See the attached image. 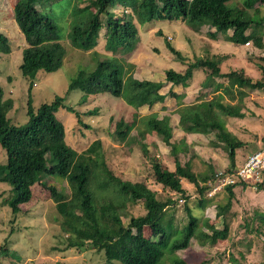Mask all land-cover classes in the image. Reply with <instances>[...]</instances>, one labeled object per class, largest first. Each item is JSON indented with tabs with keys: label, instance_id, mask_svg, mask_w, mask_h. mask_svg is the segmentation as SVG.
<instances>
[{
	"label": "trees",
	"instance_id": "trees-1",
	"mask_svg": "<svg viewBox=\"0 0 264 264\" xmlns=\"http://www.w3.org/2000/svg\"><path fill=\"white\" fill-rule=\"evenodd\" d=\"M231 1L238 4L227 5ZM84 2H87L88 7L77 6ZM52 4V0H14L12 15L19 30L27 41L33 39L41 46L39 51L22 53L19 70L23 77L31 81L39 71H58L66 55L60 44V31L52 18ZM116 5L130 9L140 25L154 20L182 21L196 33L207 26L214 30L206 32L212 41L221 36L224 42L242 47L251 43L262 51L256 57L260 73L257 80H253L243 69L222 73L220 66L227 56L211 54L208 49L204 50L203 55L196 56L193 62L186 63L184 70L176 72L169 69L164 73L165 82L171 88L180 86L183 89L191 87L196 70L203 73L200 91L204 97L201 95L191 104L181 103L176 108L175 114L180 119L178 128L184 134L213 135L226 153L227 172L235 173L238 169L237 150L245 145L227 128L222 118H245L244 99L252 91H264V15L260 16L264 0H76L72 9L78 14L72 20L67 36L71 47L91 51L97 46L100 31L104 28V48L107 52L112 55L133 52L139 40L137 29L125 18H114L111 8ZM166 48L184 63L185 58L168 41ZM0 53L10 54L9 41L2 33ZM128 68L125 70L115 58L99 61L91 72L78 71L69 83L68 92L81 91L83 96L79 100L80 104L90 96L107 93L122 98L134 110L144 106L152 108L165 101L167 95L160 94L157 85L151 81L134 79L133 65H128ZM221 79H233V82L225 85L218 81ZM32 84L30 82V89ZM206 91L213 93L209 100L205 98ZM169 95L176 97L171 92ZM3 96L0 88V104ZM179 96L181 100L185 97L182 94ZM225 97L227 101H224ZM60 108L74 113L73 108L64 106L63 97H55L51 103L42 104L36 110L28 100L27 122L21 126L12 125L0 112V146L6 155L5 165H0V182L12 188L14 198L10 206L13 214L20 212L21 205L30 202L31 188L39 185L41 177H59L66 182L67 189L57 192L45 184L44 187L55 203L60 228L67 235V249L82 250L89 247L103 251L107 264H164L166 258L171 264H198L189 263L176 253L187 249L192 240L209 248L227 240L230 232L227 214L235 197V188L245 189L247 182H237L224 189L228 195L227 202L215 206L216 217L223 218L222 229L209 227L207 232L202 231L198 218L186 204L190 197L182 188V181L194 186L198 196L197 206L206 209L211 203L207 198L210 191L207 185L213 181L214 167L209 165L206 171L197 174L190 159L184 164L175 159L173 171L163 169L161 160L150 155L145 143V135L154 134L169 147V154L174 158L178 144L182 145L183 155L188 153L183 139H174L172 142L174 130L170 117L158 118L157 113L144 116L139 121L142 126L139 134L131 140L140 146L142 155L148 159L155 184L178 194L184 200L183 224L166 212L175 207L173 198L167 196L164 201L158 199L146 178L131 182L123 181L113 174L105 160L100 140L92 142L81 153L67 145L65 128L55 117ZM88 114L96 113L93 111ZM75 117L79 116L76 114ZM136 123V118L131 123L118 121L111 135L112 141L126 144L132 130L137 128ZM208 144L212 148L218 146L213 140L208 141ZM138 203L142 204L144 214L130 217L124 226L122 217L128 214L129 207ZM255 226L256 230H259V226L264 228V212H256L254 217H247L240 225L246 233ZM145 231L148 237L144 235ZM200 264L207 262L202 261Z\"/></svg>",
	"mask_w": 264,
	"mask_h": 264
},
{
	"label": "rangeland",
	"instance_id": "rangeland-1",
	"mask_svg": "<svg viewBox=\"0 0 264 264\" xmlns=\"http://www.w3.org/2000/svg\"><path fill=\"white\" fill-rule=\"evenodd\" d=\"M52 2V18L60 31V44L64 47L66 55L58 71L53 73L39 71L31 81L23 77L19 70L22 53L39 51L41 46L37 45L33 39L27 41L19 30L12 15L14 0H0V33L6 36L10 46V54L0 53V88L4 95L0 112L12 125L21 126L27 122L28 100L36 110L42 104L51 103L55 97H63L64 106L74 110V113H71L60 108L55 113L56 119L65 128L66 144L77 153H81L92 142L100 140L105 160L113 174L123 181L131 182L146 178L148 186L156 192L158 199L164 201L167 196L173 198L176 202L175 207L167 209L166 212L183 224L184 200L178 194L171 193L155 184L148 159L142 155L140 146L131 140L139 134L142 128L139 121L144 116L157 113L158 118L170 117V124L174 130L172 142L174 139L175 141L183 139L188 153L183 155L182 145L178 144L174 158L169 154V147L154 134L145 135L149 153L161 160V168L170 171L174 170L175 159H178L180 164L190 159L193 170L197 174H202L209 165L214 167L213 181L207 185L210 188L207 198L211 200V203L206 209L197 206L198 196L193 185L183 180L182 188L190 197L186 204L198 218L200 229L204 232H207L209 227L222 229L223 218L216 217L215 206L224 205L228 195L224 190L226 187L216 190L219 185L216 175L225 173L228 169L226 153L222 144L213 135L184 134L178 128L180 119L175 114L176 108L181 103L191 104L201 97L200 82L204 79V75L196 70L191 87L183 89L180 86L171 88L170 84L165 82L164 73L169 69L176 72L184 70L186 63L193 62L196 56L203 55L204 50L208 49L211 54L227 56L220 66L222 73H228L232 69H243L253 80H257L260 73L257 69L256 57L261 55L262 51L251 43L242 47L224 42L221 36H218L216 41H212L206 32L214 30L207 26L196 33L182 21L154 20L152 23L140 25L130 9L119 5L111 8V11L114 12L115 19L125 18L135 25L139 39L136 49L126 55H112L107 52L104 48L105 29L103 28L100 31L97 46L91 51H81L71 47L67 38L72 20L78 14V11L72 9L76 0H52ZM233 3L236 2L231 1L227 5ZM77 6L88 7V4L84 2ZM263 15L264 6L260 7V16ZM166 41L170 42L172 47L185 58L184 63L170 53L166 48ZM110 58L117 59L125 70L132 64L133 78L153 82L159 87L160 94L167 95L165 101L162 104H155L152 108L144 106L134 110L122 98H115L104 93L90 96L80 104L79 100L83 93L79 90L68 92L69 83L78 71L91 72L99 61ZM218 81L229 85L233 79ZM30 82L35 84H32L31 89ZM208 91L205 98L209 100L213 93ZM169 92L176 94V97L169 95ZM181 94L185 96L183 100L179 96ZM202 96L204 97V94ZM227 100L225 97L224 101ZM244 106L245 118H222L227 128H230L245 145L237 150V167L241 166L249 155L264 150V91L250 92L244 99ZM93 111L96 114H88ZM76 114L78 118L75 117ZM133 118L137 120V128L130 133L128 142L122 144L112 141L111 135L115 130V124L120 120L131 123ZM210 140L216 141L218 146L212 148L208 144ZM5 163V151L0 146V165ZM39 180V185L31 188L30 202L21 205L20 212L17 214L12 213L10 206L14 198L11 186L0 182V264H107L103 251L89 247L82 250L67 249V235L60 228V218L55 210V203L44 187L45 184L59 192L67 189L66 182L59 177L49 176H43ZM248 180L245 189L235 188V197L227 214L230 227L227 240L219 242L213 248L202 246L196 240H192L187 249L176 253L178 257L189 263L198 264L202 261H206L207 264H235L236 262L237 264H264V248L262 247L264 228L259 226V230H256L257 226L250 227L251 231L246 233L240 227L247 217H254L256 212H264V177L261 183L258 180L255 182L254 178ZM143 214V206L138 203L128 208V214L122 217V222L126 226L130 217ZM144 235L149 236L146 231ZM164 264H171L169 258L164 260Z\"/></svg>",
	"mask_w": 264,
	"mask_h": 264
},
{
	"label": "built area",
	"instance_id": "built-area-1",
	"mask_svg": "<svg viewBox=\"0 0 264 264\" xmlns=\"http://www.w3.org/2000/svg\"><path fill=\"white\" fill-rule=\"evenodd\" d=\"M263 177H264V150H260L249 155L245 160V162L238 167L235 173H228L226 171L225 173L217 174L216 179L219 185L216 188V190L221 187L232 186L237 182H248L249 181L248 179H252V178L256 180L255 182H257L258 180V182L261 183L263 181L262 180Z\"/></svg>",
	"mask_w": 264,
	"mask_h": 264
},
{
	"label": "clouds",
	"instance_id": "clouds-1",
	"mask_svg": "<svg viewBox=\"0 0 264 264\" xmlns=\"http://www.w3.org/2000/svg\"><path fill=\"white\" fill-rule=\"evenodd\" d=\"M33 85H35V84H33Z\"/></svg>",
	"mask_w": 264,
	"mask_h": 264
}]
</instances>
